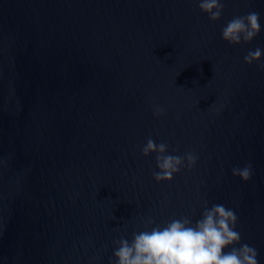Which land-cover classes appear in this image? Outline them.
Here are the masks:
<instances>
[{"label": "water", "instance_id": "obj_1", "mask_svg": "<svg viewBox=\"0 0 264 264\" xmlns=\"http://www.w3.org/2000/svg\"><path fill=\"white\" fill-rule=\"evenodd\" d=\"M198 2L0 0V264H109L120 236L205 200L264 264V68L243 61L264 0H223L217 21ZM250 11L260 33L223 41ZM149 137L196 164L154 182Z\"/></svg>", "mask_w": 264, "mask_h": 264}, {"label": "clouds", "instance_id": "obj_2", "mask_svg": "<svg viewBox=\"0 0 264 264\" xmlns=\"http://www.w3.org/2000/svg\"><path fill=\"white\" fill-rule=\"evenodd\" d=\"M199 10L210 21L220 19L223 0H199ZM260 14L250 11L246 15L233 16L221 29V39L238 45L251 42L261 31ZM264 48L257 46L243 57L245 64L257 63L259 67ZM162 106L154 105L153 114L164 113ZM168 144L149 137L141 148L143 156L154 154L156 183L170 182L182 168L191 169L198 160L193 152L175 154L168 151ZM232 175L246 182L252 175L250 163L232 169ZM236 210L222 203L209 206L201 204L199 217L193 221L188 216L173 217L163 224L152 219L145 221V228L134 231L131 238L120 236L114 241L109 264H260L257 249L241 241L237 228Z\"/></svg>", "mask_w": 264, "mask_h": 264}]
</instances>
